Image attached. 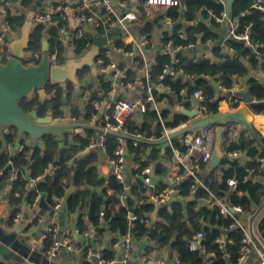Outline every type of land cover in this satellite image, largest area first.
<instances>
[{"label": "trees", "instance_id": "16d2710c", "mask_svg": "<svg viewBox=\"0 0 264 264\" xmlns=\"http://www.w3.org/2000/svg\"><path fill=\"white\" fill-rule=\"evenodd\" d=\"M8 1L18 8L29 9L33 6L32 0ZM253 4V0H235L231 7V18H237L238 33L244 32L248 27L249 39L254 49L242 42L226 39L225 46L232 48L233 54L229 55L224 48L215 45L212 48L215 61L205 57H182L179 54L180 64L178 67L183 74L175 78L166 76L163 79L164 84L168 85L172 92L177 94L174 96L175 100L172 96H165L168 98L169 105L173 106L175 101H181L182 96L179 94L181 90L190 95L195 89L199 88L203 92V104L206 111L216 115L218 114V101L221 97L215 98V90L206 76L213 78L225 89L231 90L235 78L241 77L251 70L264 74V11L253 7ZM262 4L264 6V1ZM182 8L183 12L180 13L178 8L169 7L164 12L156 14L152 19H147L145 18L143 6H138L137 14L141 19L140 34L151 41V30L156 26L158 19L168 16L176 25L172 34L165 32L161 34L160 41L162 43L170 41L171 45L175 46L178 44L185 45L189 41L197 42L199 40L204 43L209 38L211 40L218 39L219 35L216 30L220 27V24L211 19L208 13L212 12L219 16L220 13L224 12L222 3L216 0H184ZM85 11L82 13L88 15ZM23 19V15L10 17L12 28H19ZM181 19L189 24L182 27L178 22ZM63 25V20L57 14L54 16V22L47 29H44V26L41 25L33 26L29 35L27 51L30 53L40 52L41 42L45 36L49 46L48 52L51 53L57 50V62L62 63L65 59L67 46V41L59 32ZM180 33L183 34V37L179 36ZM93 40L94 37L85 34L80 39L72 38L70 45L73 53L76 56L80 55ZM30 59L34 62L38 61L32 57ZM169 62L168 55L159 52L156 54L154 64L151 65L150 69L152 81L156 82L158 80L164 65ZM86 71L87 68H84L78 74L81 76ZM185 74L192 75L194 77L193 81L186 79L183 76ZM72 88L73 86L70 83L67 84L66 91L58 84L46 83L44 85L46 99L41 100L39 95L34 93L31 98H22L17 104L25 112L35 110L40 117L46 113H51L53 117H63V107L68 102ZM87 88L92 89V86L89 85ZM246 92L255 100H263L264 82L261 83L256 78L251 77L247 82ZM154 95L157 96L156 90H154ZM97 97V91L92 89L86 102V118L92 100ZM234 99L232 98V101ZM238 106L237 103L232 104V107ZM74 115L77 114L74 113ZM152 117L157 121L156 127L160 132V120H163L165 126L171 127L187 121V118L180 113H174L170 118V110L168 109L162 110L159 118L156 112L152 113ZM85 131V135L73 132L71 135L64 134L61 139L52 134H44L37 144L32 145L25 143V138H28L26 134L19 140L17 139L15 127H8L4 130L3 135L7 144L14 142L19 144L18 149L13 154H10L7 148L0 156V190L9 186L5 195L6 202L11 207L7 221L12 223L23 200L31 204L37 199L38 213L41 215L51 214L55 200L65 197V206L68 211L81 210L82 206L86 205L89 208L88 219L92 224L97 223L98 214L100 210H103L105 213L104 219L108 222V231L122 235L129 229L126 213L128 210H133L142 218V221H136L134 227L131 228L134 239L149 238L157 246H167L170 250L175 251L181 264L187 262L201 264L200 253L190 251L187 245L193 235L202 227L203 221H209L213 214L195 208V199H191L188 188L191 179H185L179 186L181 197L187 198L184 208H182L183 201L181 199L170 201L169 204H162L157 209L159 220H153L151 225H147L145 221L151 218L154 204L147 202L144 198L145 186L140 171L148 164L146 159L147 149H149V155L159 156L160 148L147 142H138L133 146L131 140L126 141L128 152L132 154L136 167L130 169V175H134L135 180L125 184L124 181L119 182L113 173L106 176L100 174L95 166L96 151L83 155L79 154L91 142L95 133L92 129ZM234 132H237V134L234 135ZM254 132L256 137L248 130L238 128L236 123H225L221 142L223 157L210 171H206L205 166L201 165L202 173L200 177L206 188L215 197L225 198L232 205L242 207L244 212L250 210L253 206H259L264 199V187L260 182V179L264 176V167L260 168L259 162L256 161L257 157H264V135L260 134L255 128ZM59 142H62L61 147H59ZM171 142L179 152L185 151L181 136L174 137ZM116 144L115 139H107L106 152L108 155L112 154ZM232 151L243 152L248 160L241 163L236 158H230L228 154ZM29 155L31 156L30 161H28ZM48 163L55 166L52 175L45 173ZM154 168L156 174H164L165 169L160 163H157ZM182 170L180 167L179 172ZM31 179L33 184L29 186ZM228 179L235 181L234 190H231L228 186ZM70 184L75 189L70 195L66 196V190ZM126 187L129 189L128 194L126 193ZM108 190L113 192L109 194ZM156 191H158L157 187ZM121 199L124 200V204H121ZM140 200L142 202L138 204L137 202ZM218 218H221L220 215ZM36 221L37 218H33L26 228L36 223ZM237 232L238 230L228 231L229 240H232ZM44 241L45 246L48 247L50 238L47 237ZM209 241L210 238L204 239L203 245L207 247ZM237 246L238 243L234 249H237ZM232 253V261L235 262L236 253L235 251H232ZM108 255L105 257L109 259L112 254L109 253ZM221 256L222 253L217 254L211 264L224 262Z\"/></svg>", "mask_w": 264, "mask_h": 264}, {"label": "crops", "instance_id": "0c3cea01", "mask_svg": "<svg viewBox=\"0 0 264 264\" xmlns=\"http://www.w3.org/2000/svg\"><path fill=\"white\" fill-rule=\"evenodd\" d=\"M36 1L37 0H32L33 4H35ZM38 1L40 2L39 7H45L51 0H38ZM91 1H92L91 6L85 12H87L88 16H90L91 18L93 16V18L92 20L90 19V21H88L85 24L84 34L87 36L94 37V40L99 36L104 37L106 39V43L100 48L98 56L101 53H103L105 49L109 50L111 58H113L115 62L118 64V66L127 73L129 80L130 81L139 80L144 76L147 70L150 71L151 65L154 64L156 54L159 52L158 50L160 47V43H162L160 41L161 34L163 32L169 34L170 26L174 30L176 23L173 22L171 18L168 16H164L158 19L156 26L153 27L151 30L152 33L151 41H148L147 39L144 38L142 34H140L139 28L141 25V19L139 16H137V20L134 23L133 22L131 23L130 30L132 34L139 40V43L143 41L145 42V44L138 45L139 51L130 46L127 49L131 50L133 54H128L124 51L125 46L121 40V35H122L121 28L117 27L116 25H111L108 20L106 21V18L102 13V11L94 4L95 0H91ZM124 1H126L129 6L130 4L131 5L135 4V2L138 0H124ZM1 2L5 3L9 7V16L7 19L10 24V30L14 32L11 33V31L10 30L9 31L13 36H16L18 28L17 29L12 28L9 18L15 17L16 15H23L25 18V13L28 9L18 8L15 4L10 3L8 0H0V3ZM176 8H178L180 13L183 12L182 5ZM167 9L168 8H158L153 11L151 10L148 13L145 11V18L152 19L156 14L162 13ZM77 16H78V12L76 11V5L71 4L68 21L67 23H65V27H64L65 30L62 35L63 38L67 41V46L68 44H70L71 39L75 37L74 21H76ZM93 19L97 21L98 24L97 26H95V23L92 22ZM229 19L232 23L233 21L235 22L237 20V18L232 19L231 16ZM178 22L182 25V27L189 24L187 23V21H184L183 19H181ZM168 24H170V26ZM50 25L51 24L44 26V29H47ZM4 27H5L4 20L0 18V33L4 32V38L2 41H0V43H2L6 37L7 30L4 29ZM216 31L218 32L219 37L216 40H211L209 38L212 42L210 46L207 45L209 44L207 43L208 39L204 43L197 40V42H195L194 50L188 52L185 51L180 55L182 57L186 56V57L199 58L203 54H207L208 52L211 51V54L209 55V59L215 61V57L212 52V48L215 45L221 46L222 49L224 48V50L229 55H232L233 54L232 48H227L225 46L224 34H226L227 29L224 28L223 22L220 23V27H218ZM93 42L86 49H84L82 53H80V55H83L86 52V50H88L91 47ZM39 53H42V51H40ZM159 53L163 54L161 52ZM31 54L32 53L27 51L28 57L31 58ZM65 54H66V50H65ZM166 55H168L169 58L171 59V56L169 54ZM78 72H77V79L79 81L78 88H75V85L72 84L71 82L66 83V86L68 83H70L73 86V88L70 92L67 104L64 105L63 107V117L61 116L53 117L51 113H46L44 115L46 116L47 114H50L52 116V121L54 123L64 120L65 118H68L71 124L73 123L74 125H77V127L79 126V124H81L80 120L85 121L87 123V121L90 120V117L92 115V111H91L92 105H90L89 109L87 110L88 112L87 118L85 117L86 114L85 107H86V102L91 95L92 89H95L97 91L98 93L97 98H102V99H110V98L138 99L140 97L141 90L138 85L135 84L133 86H128L124 84L121 85L118 79L114 78L111 73L102 72L98 68H96V73L93 74L89 67H87V71L82 73L81 76L78 74ZM251 77L256 78V80H258L261 83L264 82V74L251 70L247 74L235 78L233 88L231 90L226 89V91L223 92L222 91L220 92L219 90H216V88H214L217 87L218 85L221 86L217 81H215L213 78H208V80L211 83V86H213L215 90V98L221 97V99L218 101V114L225 112H234V111H239V113L241 114H243L242 112L248 113L249 115L250 113L248 111L255 113L252 111L245 98L242 95H239V93L247 91V82L251 79ZM89 85L92 86V89L87 88V86ZM64 90L66 91V87L64 88ZM230 91H231L230 95H227L228 92ZM158 92L159 94H157L158 97L156 100L157 101L156 104L158 109L160 110V114L162 110L168 109L170 110V118H172L174 113H179V111L177 110L178 106H183L188 110H192L195 107H197L196 101L192 100L190 95L184 93L185 91L183 93L179 92V94L182 96L181 101H175L173 106L168 104V98L165 96H169V97L172 96L173 99L175 100L174 96H176L177 94H175L174 92L169 93L167 92V90H161ZM232 98L235 99L232 101ZM229 99L230 101H228ZM235 103H237L239 106L232 107V104ZM153 112L154 111H152V109H149L147 112L143 114H136L133 120L131 121L133 131L139 132L143 140H147V138H149L150 135H153L156 138L159 135L158 132L160 131H158L156 127L157 121L155 120V118L152 117ZM74 113H76L77 115H74ZM259 114H260L259 117H254L252 115L251 123L253 128H255L258 132H260V134L264 135V113L261 112ZM97 118H99V115H97ZM188 120L189 119H187V121ZM236 126H238V128L241 127L239 124H236ZM78 128H80V130L78 131H75L73 129L71 132L63 133L62 137L64 134L71 135V133L73 132L79 133L81 135H85L86 132L85 130L92 129L95 133L91 141L97 140L98 129H94L92 128V126L89 128H84V127H78ZM197 132L198 131H196L195 133ZM236 134L237 132L236 133L234 132V135ZM70 135L69 138L71 137ZM24 141L25 143L31 144L29 137L25 138ZM39 141L40 139L38 138L36 144ZM213 141H214V136H213ZM139 142H144V141H139ZM15 143L16 142L12 144H8L7 146L10 154H13L17 150L15 149ZM147 143L154 144L157 148H160L159 156L149 155V149H147L146 159L148 162L147 165L150 166L152 170L150 176L152 177L154 182H156L157 190L163 192L174 185V181H173L174 175L178 173H182L183 170L179 172V168L180 167L182 168V166L179 165V163H176L172 158H170V156L168 155V147L166 143H163L161 141H152ZM86 147L87 146H85L84 149H82L79 152V154L83 155L88 152L96 151L97 159L95 166L97 167L100 174L106 176L107 174L112 173L108 165V158H110L112 154L108 155L106 150L105 151H102L100 149L89 150L86 149ZM212 150H213V142H212ZM236 159H238V161L241 163H243L245 160H248L247 156L244 153H241L238 157H236ZM157 163L163 165L165 169L164 174L158 175L155 173L154 167ZM260 164L261 163L259 162V165ZM206 165H204L205 168ZM133 167H136V162L134 161L132 154L128 152L126 158V173L124 179L125 184L135 180V176L130 175V169ZM200 173H202L201 170ZM263 179L264 176L260 180L261 183ZM32 184H33V180L31 179L29 186H32ZM70 186L73 185L70 184ZM8 187L6 186L5 188H3V190L5 191L2 194H0V246L2 247L4 246V248H7V250L9 249L11 256L9 255H7L6 257L0 256V264H84V257L87 249H90L93 253H99L103 257L105 256L107 257L109 256L108 254L111 253L112 256L109 259L114 260L113 264H152V259L153 261L161 260L164 262V264H174V261L177 259V254L175 253V251L170 250L167 246H157L149 238H142L141 240L140 239L136 240L133 238L132 250L130 251L129 254L125 255L122 246L118 243L121 237L123 236V234L120 235L117 233L109 232L108 222L104 218L103 219L99 218V214H98L97 223L92 224L88 219L89 208L86 205H83L81 210L76 209L74 211H68L65 206L66 203L65 197L63 199H60L61 206L56 213L53 214L52 212L51 214L45 213L41 215L38 213L37 199H35L34 202L31 204H28L25 200H23L20 205V210L17 214L19 218L13 220L12 223H9L7 220L11 207H9L5 199V195ZM74 189L75 188L73 186L72 192L74 191ZM112 192H113L112 190H108L109 194H111ZM126 193L127 194L129 193L128 187H126ZM190 197L191 199L192 198L195 199L196 209H200L205 212H212L213 214L212 218L209 221L208 220L205 222L203 221L202 227L198 230L204 234L202 243L204 239L210 238L209 244L207 245V250L208 252H210L211 258L214 259V257L217 254H221L225 251L229 252L230 254H233L232 251L233 252L235 251L236 253L237 249H234V247L235 245H237L238 238L242 234V232L245 229L250 231L249 223L242 221L239 223H234V220L231 219L230 216L221 215L218 212L217 208L212 204L214 195L206 188V186L204 188L198 189L196 193L190 194ZM178 199H181L183 201L182 208H184L187 202L186 200L187 198H182L180 194L177 196H172L163 204H169L170 201L178 200ZM263 202L264 199L262 203ZM124 203H125L124 200L121 199V204ZM259 206H253L250 210H247L245 213L250 216L252 215V213L255 212V210H257ZM219 215L221 217L220 219L218 218ZM35 217L37 218L36 223H33L31 224V226L26 228L27 224L31 223L33 218ZM153 220L154 221L159 220V217L157 216V211L155 216H153L151 213V218L147 219L145 222L147 225H151ZM20 222H22V228L19 231H15L17 225ZM48 225L53 226L56 232L54 239H52L51 236L49 237L50 245L46 247L44 241L45 239H41L40 235L44 230V228ZM231 230H238V232L232 240H229L228 231ZM251 231L255 236V238L262 245H264V205L262 206L256 217L253 219ZM53 240L60 242V246L58 248V251L56 252L55 258L52 259L47 255V250L51 247ZM146 247L149 248L147 249ZM252 253L253 252L247 255L244 262L237 263V261L233 262L231 259L230 261L232 262V264H255L256 258H251ZM249 259H251L250 262ZM201 264H205L203 260ZM221 264H229V261L224 260V262H222Z\"/></svg>", "mask_w": 264, "mask_h": 264}, {"label": "built area", "instance_id": "2783aa9c", "mask_svg": "<svg viewBox=\"0 0 264 264\" xmlns=\"http://www.w3.org/2000/svg\"><path fill=\"white\" fill-rule=\"evenodd\" d=\"M224 4V0H216ZM253 7L264 11L263 1L264 0H253ZM76 5V11L78 12V16L76 21H74V34L76 39H80L84 36L85 33V24L92 20V18L88 15L83 14L82 12L87 10L91 4V0H51L45 7H39L34 13V22L41 26H46L52 24L54 22V16L58 14V16L63 20L64 25L60 28L59 32L61 35L64 33L65 23L68 21V16L70 12V5ZM104 14L106 21L108 20L111 25H116L121 28L122 35L121 40L125 46L124 51L128 54H133V52L127 48L130 46L139 51L138 45H144L145 42L139 43V40L132 34L130 30L131 23L137 20V7L143 6L145 11L148 13L151 10H156L158 8H169V7H180V0H138L133 5L127 4L124 0H95L94 3ZM9 16V7L1 2L0 3V18L4 20V29L10 30V24L8 22ZM208 16L213 19L216 23H221L224 21L225 13H220L219 16L215 15L212 12L208 13ZM230 21V19H229ZM95 26H97V21L93 19ZM170 26V24H168ZM247 29L242 32H237V24L236 21L233 23L230 21V26L227 29L226 34H224V41L226 39H233L235 41H239L244 43L246 46H250L254 49V46L251 44L249 39V31ZM11 31V30H10ZM14 31H11L13 33ZM173 33V29L170 26L169 34ZM180 37H183V34H179ZM4 38V32L0 33V41ZM209 43V44H207ZM207 45L210 46L212 43L210 39L207 40ZM195 48V42L189 41L187 44L182 45L178 44L175 46L171 45V42L168 41L166 43H160L159 52L163 54H169L171 56L170 62L165 64L161 74L158 76V80L153 82L150 78V71L147 70L142 78L139 80L130 81L127 73L121 69L118 64L115 62L113 58H111L109 50L105 49L104 52L99 55L95 60V66L102 72L111 73L114 78H117L121 85L133 86L138 85L141 93L138 99H102L97 98L92 101V115L90 120L87 121L88 126H92L94 129H98L97 132V140L91 141L86 149H100L102 151L106 150V142L108 138H113L117 141L116 146L113 149L112 155L108 158V165L110 171L114 174L115 178L119 182H123L125 179L126 173V158L128 155V149L126 145L127 140H131L133 146H135L140 139H143L139 132L133 131V127L131 121L133 120L136 114H143L147 112L149 109L156 112L158 118L160 117V110L157 107V97L158 95H154V90L158 91L167 90V92L172 93L171 88L168 85H165L163 79L166 76H172L175 78L176 76L182 75V70L178 67L180 64V55L183 52L192 51ZM211 51L207 54H203L201 57L209 58ZM42 53L34 52L31 54V57L34 60H40ZM48 57L50 63L57 64V50H54L51 53H48ZM185 76V75H183ZM190 81H193V76L186 74L185 76ZM207 78H211L206 76ZM216 90L220 92L226 91L225 88L221 86L214 87ZM184 90H181L180 93H183ZM185 93V92H184ZM191 99L196 101L197 109L196 116L204 117L207 115H212L208 113L204 107V96L201 89H195L191 94ZM230 101V99L228 100ZM218 111V106H217ZM250 112V111H249ZM251 117H259V113L250 112ZM99 115V118H97ZM190 120L187 122L180 123L177 126H165L163 120H160L161 123V132L158 137H154L150 135L147 140L149 141H162L167 144L168 147V155L172 158L176 163L182 166V173H178L174 175V185L165 191H156V182L152 179L151 168L150 166H145L141 169L140 174L142 177L143 184L145 186L144 198L147 202H151L153 204H163L172 196H177L180 194V184L187 178L191 179V183L189 185V193L194 194L198 189L204 188L203 181L200 177L201 165H206L210 160L212 154V142L214 136V127L206 126L197 133L195 132H186L185 134L179 135L181 136V142L185 147L184 152H179L172 145L171 135L177 132L179 129L185 127ZM176 137V136H175ZM241 153L240 151H232L228 154L230 158H236ZM257 161H259L260 168L264 166V157H257ZM10 163V162H9ZM55 171V166L52 163H48L45 173L52 175ZM228 186L231 190L235 189V181L233 179L227 180ZM140 200L138 202L141 203ZM212 204L217 208L218 212L221 215H228L231 219L234 220V223L241 222L235 217L236 212H244L242 207L238 205H232L225 198H217L213 197ZM61 206V200L56 199L53 205V214L57 212V210ZM104 211L100 210L99 218H104ZM146 216V215H145ZM19 218L18 215L14 218L16 220ZM127 223L129 229L123 234L121 239L119 240V244L122 246L123 251L126 254H129L132 250V242L133 236L131 233V228L134 227V223L136 221H142V218L136 214L133 210H128L126 213ZM55 228L53 226H46L41 233V239H45L47 237H52L54 239L55 236ZM204 238V234L201 231H197L193 237L188 242V249L190 251H196L200 253L202 260L205 264H211L213 260L211 258L210 252H208L207 247L203 245L202 240ZM60 246V242L53 240L51 247L47 250V255L50 258H55L56 252ZM251 252L256 254L255 264H264V250L260 248L251 235L249 230H244L242 234L238 238V247L235 254V261L244 262L247 255ZM221 259L229 261V264H232L230 259L232 260V256L229 252L225 251L222 253ZM113 264L114 260L106 259L99 253H93L90 249H87L84 257V264ZM152 264H164L163 261H153ZM174 264H181L178 259L174 261ZM184 264H190L189 262Z\"/></svg>", "mask_w": 264, "mask_h": 264}, {"label": "water", "instance_id": "95a60500", "mask_svg": "<svg viewBox=\"0 0 264 264\" xmlns=\"http://www.w3.org/2000/svg\"><path fill=\"white\" fill-rule=\"evenodd\" d=\"M183 2L184 0H180L181 5H183ZM234 2L235 0H224L225 17L223 26L225 29H228L230 26L229 18L231 16V7ZM39 6L40 2L37 0L35 4L26 11L24 21L17 29L16 36H13L10 31L7 30L5 40L0 43V156L8 146L3 135L4 130L8 127L16 128L18 140L26 134L32 145H35L37 139H40L44 134H52L60 139L63 133L71 132L73 129L78 131L80 130L78 127H90L82 120H80L81 124L77 127V125H74L73 123L71 124L68 118L54 123L50 114L40 117L35 110L25 112L17 104L22 98H31L34 93H37L41 99H46L44 91V85L46 83L52 85L58 84L64 89L66 83L71 82L75 85V88H78L79 81L77 79V72L89 67L91 72L95 74V58L98 56L100 48L106 43V39L99 36L94 40L91 47L86 50L83 55L79 56H76L73 53L72 46L68 44L64 61L62 63L52 64L48 57V42L44 37L41 42V59L38 62L31 61L30 57L27 56V48L31 29L33 26L38 25L33 19L36 8ZM230 93L231 91L228 92L227 95H230ZM239 95H242L245 98L253 112L264 113V100H254L246 92H241ZM196 109L197 107L192 110H188L183 106L177 107L179 113L189 119L190 122L185 127L172 134L171 138L185 134L186 132H196L206 126H213V150L210 160L206 165V171L212 170L223 157L221 142L225 123L231 122L239 124L241 130H248L256 137L251 123V114L249 115L244 112L241 114L239 111H234L200 117L196 116ZM140 141L152 142L143 139H140ZM61 146L62 142H59V147ZM18 147L19 144L16 142L15 149H18ZM30 158L31 156L29 155L28 161H30ZM262 183L264 184V179L262 180ZM72 190L73 186H70L66 190V195H70ZM4 191L5 190L3 189L0 190V194ZM263 205L264 202L250 216L245 212H236L235 217L242 222L249 223L251 235L256 240L258 246L264 250V245L255 238L251 231L253 219ZM160 206L161 205L158 203L154 204V210L152 212L153 216H155L156 211ZM21 228L22 222L17 225L15 231H19ZM1 251V257H6L7 255L11 256L9 249L7 250L4 246H0V252ZM255 257L256 254L253 252L251 258ZM250 261L251 259H249V262Z\"/></svg>", "mask_w": 264, "mask_h": 264}, {"label": "rangeland", "instance_id": "374dc122", "mask_svg": "<svg viewBox=\"0 0 264 264\" xmlns=\"http://www.w3.org/2000/svg\"><path fill=\"white\" fill-rule=\"evenodd\" d=\"M0 253L2 254V251ZM3 257H5V256H3Z\"/></svg>", "mask_w": 264, "mask_h": 264}]
</instances>
